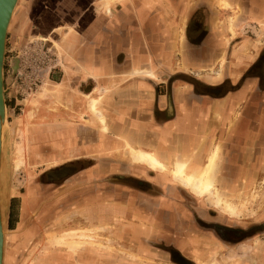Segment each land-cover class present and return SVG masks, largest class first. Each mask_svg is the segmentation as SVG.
Here are the masks:
<instances>
[{
	"label": "crops",
	"instance_id": "crops-1",
	"mask_svg": "<svg viewBox=\"0 0 264 264\" xmlns=\"http://www.w3.org/2000/svg\"><path fill=\"white\" fill-rule=\"evenodd\" d=\"M41 4L62 20L54 35L57 28L62 41L68 34L58 63L66 72H57L64 73L55 83L64 84L66 96L71 87L78 113L85 109L82 92L103 93L104 131L125 147L152 150L167 172L180 160L197 174L218 147L216 186L231 204L227 196L236 201L241 188L243 194L264 188V92L257 96L256 74L244 76L264 50V0H116L109 12L103 0H56L55 9L48 0ZM221 55L226 71L217 79ZM138 69L152 75L133 73ZM152 171L157 174L125 173L114 197L99 192L113 203L86 206L94 226L103 227L97 241L111 250L61 253L55 264H209L212 258L223 264L230 257L232 264H264V220L212 216L187 188L168 181L170 172ZM29 203H23L20 236L30 235L23 227Z\"/></svg>",
	"mask_w": 264,
	"mask_h": 264
},
{
	"label": "rangeland",
	"instance_id": "rangeland-1",
	"mask_svg": "<svg viewBox=\"0 0 264 264\" xmlns=\"http://www.w3.org/2000/svg\"><path fill=\"white\" fill-rule=\"evenodd\" d=\"M48 1L55 9L56 0ZM105 1L107 0H103L102 4L104 9ZM108 1L107 4L116 2ZM41 6L40 0H18L7 30L3 71L9 148L7 157L3 154L1 159L3 264H43V261H46L44 264H55L54 256L57 254L63 253L67 257L77 254L63 243L75 239L67 235L75 230L91 236L87 242L109 247L97 241V235L103 233V227L94 226V222L89 218L93 211L89 213L85 210L86 206L101 201L113 203V199H102L103 195L99 192L106 189L114 197L115 193H119L118 187L122 186V177L127 172L136 175L141 170H147L157 174L148 167H135L132 160L124 154L125 142L110 131L108 133L104 131L97 116L91 113L89 102L95 99H99L97 107L103 113V93L93 97L91 96L93 92L88 95L82 92L84 98L78 93L85 102V109L82 110L86 112L80 114L76 111L78 108L75 105L79 100L72 99L75 94L72 93L71 87L69 96H66L62 89L64 84L55 83L64 73L61 72L58 76L57 72L61 69L66 72V68L58 63H61V57L66 54L61 42L67 40L68 34L62 41L57 35L59 30L57 28L55 31L57 36L54 35L52 29L62 20L52 10L50 13L46 12L45 7ZM232 21L229 20V31L235 35ZM262 27L264 28V23ZM68 31L72 32L69 29ZM57 39L61 41L58 42ZM262 56L261 58H264V54ZM15 58L18 62L17 68L13 71ZM224 62V55H221V65L215 74L217 79H221L226 71ZM209 71L213 72V68H209ZM245 73L262 76L264 74L260 66L252 67ZM257 85L256 93L260 97L264 92V79L259 80ZM81 107L83 106L80 105ZM244 117L246 118L243 122L247 123L248 117ZM105 118L107 127L109 117ZM20 148L24 161L16 166L14 162ZM61 168H70L72 172L62 179L49 178ZM166 176L169 182L179 184L169 174ZM261 182L263 183V180ZM261 185L264 187V184ZM261 185L259 184V187ZM217 187L221 190L218 182ZM114 188H117L115 189L117 192ZM258 189L260 191L254 194L253 191L243 194L241 192L244 188H241L238 195L233 196L236 201L227 196L228 199H232L237 214L230 218L220 208H216L209 197L198 198L184 188L199 203L206 204L205 209H208L210 215L217 213L220 217L246 224L264 220V188L256 187V190ZM124 196L121 201L125 202ZM26 200H29L31 205L28 206L23 227L30 235L20 236L24 232L22 234L16 232V223L21 220V209ZM211 208L215 212L211 211ZM14 233L19 237L13 239ZM26 236L27 239L23 241ZM93 246H84L82 250L98 248ZM212 261L221 264L214 258L209 264ZM224 263L232 264L231 257L224 259Z\"/></svg>",
	"mask_w": 264,
	"mask_h": 264
},
{
	"label": "bare ground",
	"instance_id": "bare-ground-1",
	"mask_svg": "<svg viewBox=\"0 0 264 264\" xmlns=\"http://www.w3.org/2000/svg\"><path fill=\"white\" fill-rule=\"evenodd\" d=\"M107 1H105V3H104L105 11L109 12L110 11L109 10L110 4H107ZM119 1H123V0H119ZM17 2H18V0H17ZM16 5H17V3H16ZM16 5L13 9L12 15L14 13ZM220 5H222V7H225V6L229 7V5L223 1L221 2ZM12 15H11V17H12ZM133 73H138V74L139 73H145V74L152 75V72H149V70H147V69H144V70L138 69V70H135ZM90 93H86V95H88ZM98 101H99V99L98 100L97 99L91 100L89 102V109H90L91 113H93L97 116L99 123L102 125L103 130H105L107 128L106 124H105L106 118L103 115L102 111L99 109V107H97ZM1 148L3 149V144H2ZM2 149H1L2 153H1V158H0V180H1V159L3 156V150ZM20 150H21V148L19 149L20 153L14 162L16 164V166H18L19 164H22L23 159L21 157L22 152ZM151 151L150 150H144V149L140 148L139 146H133L131 144H127L125 147V153L124 154L127 157H129L132 160V162L138 164L139 166H144V167L146 166V167H149L150 169L158 171L160 173H166L167 172L166 166L163 163H161V161L158 160L157 156ZM217 152H218V147L215 148V151L211 154L207 165L205 166V168L201 172H199V173L197 172V174L187 173L186 172V168H187L186 163L184 161L178 160L173 165L172 170L169 171L170 172L169 176L175 182H178L182 186L187 188L192 194H194V196H196L198 198L209 197L212 200V202L215 204L216 208H220L225 213V215L232 218L236 214V208L230 202H228L225 199L224 195L219 191V189L216 186L214 168H215V162L217 159ZM80 232L81 231H78V230L77 231L76 230L71 231L67 235L71 236V237H75V239L72 238L71 240H69L67 242L66 241L63 242L74 253L81 251L87 245H92V246L94 245L92 243L87 242L88 240H90L92 238L91 236H87V235L80 233ZM93 247L102 248L104 250H111L109 247H102L99 244H95ZM243 250H246V248H243ZM211 264H217V263L212 261Z\"/></svg>",
	"mask_w": 264,
	"mask_h": 264
},
{
	"label": "water",
	"instance_id": "water-1",
	"mask_svg": "<svg viewBox=\"0 0 264 264\" xmlns=\"http://www.w3.org/2000/svg\"><path fill=\"white\" fill-rule=\"evenodd\" d=\"M17 3V0H0V158H1V147L3 144V154L7 157V152L9 148L8 144V120H7V109L4 97V60H5V46L7 38V29L11 19L13 9ZM18 59L13 60L12 69L13 71L17 68ZM3 127V128H2ZM4 134V135H3ZM3 141V142H2ZM2 178L0 180V264L3 263V253H4V221L1 211V184ZM4 183V182H3ZM6 184V183H5Z\"/></svg>",
	"mask_w": 264,
	"mask_h": 264
},
{
	"label": "flooded vegetation",
	"instance_id": "flooded-vegetation-1",
	"mask_svg": "<svg viewBox=\"0 0 264 264\" xmlns=\"http://www.w3.org/2000/svg\"><path fill=\"white\" fill-rule=\"evenodd\" d=\"M264 54V50L260 53V56H259V58H258V60L250 67V68H252V67H256V66H260V67H262L261 66V64L263 63L262 61H263V58H261V57H263L262 55ZM250 68L247 70V72L250 70ZM262 70H263V68H262ZM246 74H248V73H245L244 74V76L246 77L247 75ZM256 76H258V79L259 80H263L264 78V74H263V76H262V74L261 75H256ZM72 172V170L70 169V168H61V169H59L58 171H56V172H54V173H52L50 176H49V178H51V179H62V178H64L65 176H67V175H69L70 173ZM22 209H23V207H22ZM22 209H21V215H22ZM20 215V216H21ZM19 216V217H20ZM21 218H22V216H21ZM21 220H19V221H17V227H18V223L20 222ZM263 225L262 226H255V228L253 229V230H255V232H258V231H262L263 229ZM11 232H14V231H11Z\"/></svg>",
	"mask_w": 264,
	"mask_h": 264
},
{
	"label": "trees",
	"instance_id": "trees-1",
	"mask_svg": "<svg viewBox=\"0 0 264 264\" xmlns=\"http://www.w3.org/2000/svg\"><path fill=\"white\" fill-rule=\"evenodd\" d=\"M13 228V227H12ZM12 228H10V229H12Z\"/></svg>",
	"mask_w": 264,
	"mask_h": 264
}]
</instances>
